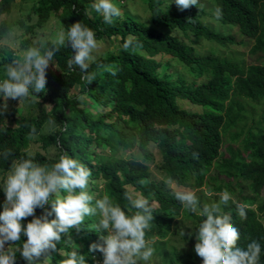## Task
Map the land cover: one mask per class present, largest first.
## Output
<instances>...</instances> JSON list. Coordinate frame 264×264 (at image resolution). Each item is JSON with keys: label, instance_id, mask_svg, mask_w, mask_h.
I'll list each match as a JSON object with an SVG mask.
<instances>
[{"label": "trees", "instance_id": "16d2710c", "mask_svg": "<svg viewBox=\"0 0 264 264\" xmlns=\"http://www.w3.org/2000/svg\"><path fill=\"white\" fill-rule=\"evenodd\" d=\"M125 1L112 0L122 8V14L109 25L92 8L96 0H0V39L18 29L20 48L33 46L41 39L45 47L59 48L46 69L45 91L36 94L30 89V96L20 100L21 108L15 111L5 109L0 99V120L6 116L14 123L0 124V172L5 174L13 162L22 158H32L50 169L66 152L90 170L87 191L93 203L108 195L126 214H134L126 186L149 203L155 202L157 208L152 207L153 221L145 239L155 249L157 264H184L178 245L167 237L172 230L186 228L177 223L178 216L192 222L196 219V230L203 217L184 209L163 178L151 177L147 161L151 160L150 149L156 147L159 162L155 167L167 181L172 178L180 186L231 193L233 199L226 208L222 206V211L231 213V222L239 230L238 246L246 248L257 241L261 246L260 264H264V197L258 200L259 188L264 184V0H212L222 9L221 21L226 28L222 33L201 23L198 17L203 8L199 5L180 11L173 0H142L148 12V20L144 21L131 14L128 7L132 5ZM19 4L26 10L13 18L11 12ZM75 22L93 30L101 46L88 68V73L95 74L91 83L81 79L84 73L79 68H68L73 55L70 45H56L42 33L46 25L60 31ZM232 25L238 26L242 36L254 39L248 52L256 55L257 62L247 65L230 52L213 55L221 53L216 43H233L227 34ZM190 34L213 41L214 47L208 45L202 51L191 43ZM130 36L135 38L133 45L124 50L121 46ZM114 42L119 46H111ZM13 59L11 49L0 46V81L6 78L4 66ZM98 65L111 66L115 75ZM160 66H165L161 72ZM73 88L77 92L70 93ZM178 100L196 109H185ZM246 110L251 116L248 127ZM48 121L53 128L42 133ZM33 127L36 133L30 137ZM232 127L239 130L234 135ZM241 131H245L241 142L234 145L232 140ZM224 134L231 140L223 146L225 154L221 151ZM31 138L37 143L33 151L27 149ZM135 144L141 149L142 159L117 154L118 148L130 150ZM8 150L11 155L5 158ZM59 195L67 193L61 191ZM196 195L200 204L207 198L200 189ZM209 197L214 202L219 200ZM55 198L54 194L49 204ZM255 202L254 209L251 205ZM239 204L248 205L245 219L237 213ZM45 210L50 211V205L36 209V216ZM31 219L21 223L26 225ZM98 220V215L86 216L78 232L69 229L56 251L43 255L44 264H60L73 250L85 256L86 264H100L102 255L88 251L91 244L100 242V235H106L96 232ZM24 240L22 236L11 247L19 248ZM195 243L189 241L193 247H187L191 253L185 251V257L201 260L202 264L194 251ZM16 264H28L19 252Z\"/></svg>", "mask_w": 264, "mask_h": 264}, {"label": "clouds", "instance_id": "9594fccd", "mask_svg": "<svg viewBox=\"0 0 264 264\" xmlns=\"http://www.w3.org/2000/svg\"><path fill=\"white\" fill-rule=\"evenodd\" d=\"M173 1L180 11L201 6L203 14L198 17L201 23L215 33L225 32L226 28L221 21L222 9L216 7L212 0L213 11L208 13L198 0ZM92 8L100 13L104 22L109 25L113 23L114 18L122 14L121 9L112 0H96ZM205 15L210 17L217 28L206 23ZM231 28H235L240 36L242 33L237 25L230 26L227 34L232 36L234 43ZM18 32V29L9 31L6 39H15ZM190 38L193 40L191 43H195L194 46L197 42L193 38H196L203 39L214 47V42H209L203 36L190 34ZM245 38L251 45L254 39L246 36ZM134 40L135 38L130 36L121 47L127 50L133 45ZM55 44L70 45L73 55L67 62L68 68L70 70L74 67L79 68L84 73L82 80L88 83L94 81L95 74L88 73L90 63L95 60L92 53L99 47L93 30L80 22H75L58 32ZM57 51H59L58 47L47 48L45 41L37 40L34 41L33 46L23 51L22 58L13 59L11 63L6 64L4 66L6 78L0 81L2 98L20 101L30 96V89L36 94L45 91L46 69ZM230 53L237 60L239 59L236 53L232 51ZM248 54L251 55L249 52ZM215 55H222V51ZM98 67L115 75L111 66L98 65ZM35 133L36 129L33 127L30 137H34ZM222 141L224 142V136ZM9 155H11L10 150L5 151V158ZM90 175V170L84 164L70 157L66 152L59 156L58 162L50 169L46 165L42 166L34 162L32 158H22L13 162L3 187L5 200L2 205L3 210L0 211V264H16L17 252L28 264H34V261L42 255L55 252L57 243L61 241L62 235L65 236L69 232V229L75 228L78 232L86 216L97 215L99 220L94 226L96 232L106 235H100V242L91 244L88 251L99 252L102 255L100 264H140V261H150L155 249L145 236L146 230L150 229L153 221L154 207L152 208L146 198H129L131 207L136 211L128 215L108 195L95 199L93 203L94 198L87 191ZM167 182L176 185V181L172 178ZM61 191L67 195L60 196ZM54 194L56 198L49 204ZM207 195H217L219 200L201 205L195 191L191 189L176 185L174 192L175 199L184 209L203 217L194 236L196 240L194 251L202 259V264H260V244L253 240L246 248L239 247L240 233L231 222V213L222 211V206L226 208L233 199L231 193L224 190L215 194L208 192ZM45 205H50V211L45 210L42 215L36 216V209H44ZM247 207L248 205L245 204L237 205V213L241 219L246 218ZM50 216L54 218L49 219ZM28 217H32L31 221L26 225L22 224L21 221ZM184 235L185 233L181 232V236ZM188 235L191 236L192 233ZM22 236L26 237V240L21 246L11 247L21 241ZM6 245L8 247H5ZM60 264H86V259L84 255L78 254L77 250H73Z\"/></svg>", "mask_w": 264, "mask_h": 264}, {"label": "rangeland", "instance_id": "374dc122", "mask_svg": "<svg viewBox=\"0 0 264 264\" xmlns=\"http://www.w3.org/2000/svg\"><path fill=\"white\" fill-rule=\"evenodd\" d=\"M15 1H16V3H18V0H15ZM198 2H200V4L204 7V10L206 13L213 11V8H212L213 3L211 0H198ZM124 3L132 5V7H128L130 9V12L132 15L139 16V18L144 19V21L148 20L147 7H146L144 1H142V0H136V1L126 0ZM120 9L122 12V8H120ZM25 10L26 9L23 7V5L19 4L18 6L13 8L11 15L13 18H16L20 14V12H24ZM205 21H206V23L217 28L216 24L210 20V17L208 15H205ZM230 31L232 34H234L235 42L232 44H230V43L229 44H227V43H223V44L216 43L215 46H216L217 50L222 51V55H226L227 53L232 51L233 53H236V56L238 58H242L245 63L257 62L258 58H256V55H249L247 52V48L250 45V41L247 38L238 35L235 28H231ZM19 32H18V34H19ZM58 32H59V30H57L55 28H51V25H46L45 29L42 30L43 35L45 37L51 39V40H56ZM4 38L5 39H0V46L3 45L5 47L10 48L13 55H14V58H16V59L22 58L23 51L25 49L20 48L18 46V37L16 36L15 39H12V40L6 39V37H4ZM193 39H194V41L197 42L196 46H198L202 51H205L208 45L211 46L207 41H205L203 39H196V38H193ZM111 46L118 47L119 43H117V42L111 43ZM100 47L101 46L99 45V47L97 49H99ZM223 47H225V48L223 49ZM96 50H94V52L92 53L93 56H95L97 54L95 52ZM203 54H206V53H203ZM213 54L215 55V53H213ZM155 57L157 58L158 54L155 55ZM164 69H165V66L158 67V71H160V72L163 71ZM69 92L75 93V92H77V89L73 88ZM0 99L2 101V106L7 110L11 109V110L15 111V110L21 108L22 104L20 103V101H12L11 99L4 100L2 98V95H0ZM178 103H179V105H181L185 109H189V110H195L196 109V107H194L193 105H189L187 101L178 100ZM244 115H245V122H246L245 126L248 127L250 125L249 119H251L249 111L246 110V112H244ZM0 124H3L4 126L5 125L13 126L14 123H13L12 118L5 116L3 119L0 120ZM50 128H53V124L50 121H48L47 123L45 122L43 124V129L41 132L42 133L47 132ZM123 130L126 131L125 128ZM238 131L239 130L235 127H232L230 129V132H232L233 135L235 132H238ZM244 133H245V131H241L240 134L234 140H232V143L234 145H238L236 143L241 142V139H242ZM32 140H34V139L31 138V140L29 141V145L27 146V149L29 151H33L34 149H37V143L35 141L32 142ZM229 142H231L229 135L224 134V142H223V145L221 147V151H223V153H224L223 146ZM140 152H141V149L139 148V146L137 144H135L134 147L131 148L130 150H123L122 148H118L117 154L119 156H122V157L134 158V159L140 160V159H142ZM150 152H151V157H150L151 160H148L147 164H148V167H149V170L151 173V177H161L167 182L166 178H164L162 173L159 170H157L155 167V163L157 164L159 162V151H158V149L155 147L154 149H150ZM51 154H53L52 150H51L50 155ZM8 172H9V170L5 174L0 172V188L4 187V181L7 177ZM176 185H170L168 183V186L173 190H176ZM126 187L128 189V194L130 195L131 198L135 199V198L141 197L137 191L132 189L131 186H126ZM181 187L191 189V190L195 191V193H197L199 189L203 190L205 195L207 196V198L205 199L207 201H205V200L202 201L203 203H201V205L204 204V202H206V203L214 202V198L213 197L210 198L209 195H207V193L209 191L205 190V188L203 186L198 187V188H194L193 186H190V185L189 186H181ZM212 193L215 194V192H212ZM213 196H216V199H219V196H217V195H213ZM261 197H264V184L261 185V187L259 188L258 200H260ZM3 202H4V200H3ZM3 202L0 201V207H2ZM150 204L152 207L157 208V205L154 202H151ZM256 205H257V202L252 204L251 207L255 209ZM177 222H179L178 224L180 226H184L186 228H183L179 231L172 230L173 234H169L167 238L178 245V248H179V251H181L182 257L185 258L184 264H201V260L197 261V260L185 257V254H186L185 251H189L191 253V251L187 248L188 246H190V245H188L189 241L193 242L195 240L194 236H195V230H196L195 224L197 222L196 219H195V222H192V220H190V219L188 220V219H185L183 217L180 218V216H178ZM190 226H191V229H190ZM181 232H184L185 235L181 236ZM188 233H192V235L189 236ZM7 246L8 245H6L5 247H7ZM192 247L193 246H190L189 248H192ZM44 260H45V257L42 255L38 260H36L34 262L39 263V264H44ZM196 261L198 263H196ZM157 263H158V257H156V256H153L151 258V260L148 262L140 261V264H157Z\"/></svg>", "mask_w": 264, "mask_h": 264}]
</instances>
